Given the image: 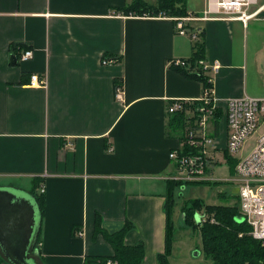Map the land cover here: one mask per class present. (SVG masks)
Wrapping results in <instances>:
<instances>
[{
	"label": "crops",
	"instance_id": "0c3cea01",
	"mask_svg": "<svg viewBox=\"0 0 264 264\" xmlns=\"http://www.w3.org/2000/svg\"><path fill=\"white\" fill-rule=\"evenodd\" d=\"M132 1L0 0V187L30 194L34 179L41 183L38 264L111 257L112 245L96 233L97 217L110 233L132 225L125 241L144 243L142 264H158L165 249V193L175 169L169 155L181 143L168 127V108L200 99L204 86L170 65L193 55V39L170 16L119 10ZM207 1L187 0L189 13L202 14ZM256 7L258 17L247 25L191 22L203 30L206 63L219 62L210 75L222 108L229 98L262 97L246 84L264 35V0ZM13 43L31 48L33 58L20 61ZM33 73L45 74L47 85L30 86Z\"/></svg>",
	"mask_w": 264,
	"mask_h": 264
},
{
	"label": "built area",
	"instance_id": "2783aa9c",
	"mask_svg": "<svg viewBox=\"0 0 264 264\" xmlns=\"http://www.w3.org/2000/svg\"><path fill=\"white\" fill-rule=\"evenodd\" d=\"M257 3L258 0H208L202 14L189 13L186 16L170 18L175 21L180 34L189 35L195 42L200 38V29L191 26V22L212 18L239 19L247 25L250 20L258 17L261 7L254 8ZM189 26L192 28L189 29ZM33 55V50L27 48L22 49L18 58L20 61H27L33 58ZM116 61L117 59H105L103 63L107 65ZM199 64L208 73L210 82H213L210 72H217L219 62L207 64L205 60H200ZM170 65L189 67L185 59H173ZM29 84L32 87H44L47 85V76L33 73ZM122 92L123 85H117V99H122ZM197 100L200 104H197L196 111H188L194 119L187 125L180 145L170 152V160L177 173L171 174L168 179L180 181V187L203 181L226 180L235 183L239 190L240 217L250 226V234L264 245V97L243 95L229 98L222 108L212 86L205 88L202 97ZM195 101L175 100L168 111L176 112L183 109L185 102ZM219 108L223 110L222 119L217 123ZM223 122L226 124L224 138L221 132ZM248 142L253 145L250 152L245 154ZM230 159L236 160L232 177H214L212 173L215 167L228 165L230 172ZM78 234L82 235V232ZM106 264L118 262L109 258Z\"/></svg>",
	"mask_w": 264,
	"mask_h": 264
},
{
	"label": "trees",
	"instance_id": "16d2710c",
	"mask_svg": "<svg viewBox=\"0 0 264 264\" xmlns=\"http://www.w3.org/2000/svg\"><path fill=\"white\" fill-rule=\"evenodd\" d=\"M119 10L125 14H151L155 16L165 14L170 17H182L189 14L187 0H157L155 4H149L146 0H133L129 5ZM198 29H200L198 30L200 38L194 42V53L190 58L185 59L189 63V67H172L189 78L201 81L205 89L212 87L213 82H210L208 73L199 64L200 60H205V44L202 40L203 30L201 28ZM23 48L27 49L28 47L18 43L11 44V50L14 54L19 55ZM197 104H200V101L196 100L194 103L185 102L183 109L173 113L169 112L168 127L176 133H179L181 139L184 138L187 125L194 119L193 115L188 111H196ZM217 111H219L217 113V123H219L222 119L223 110L219 108ZM229 161L231 163L230 173L233 174L236 160L230 159ZM38 181L34 179L30 194L35 198L41 217H43L45 214V196L43 192H38L37 190L39 184H41ZM216 182L203 181L189 184L201 185ZM181 185L182 183L180 181H167L164 204L167 219L165 249L157 256L158 264H172L171 256L176 241L173 214L177 203L176 189ZM227 195V191L220 194L223 198ZM202 208L205 209V212L209 216L205 221L202 217V224L200 225L196 219V214L198 213V209ZM183 213L186 225L193 226L200 232L202 250L208 257L212 258L214 264L264 263V245L250 234L251 228L246 221L238 220L240 216L238 195L236 204H204L203 200L195 198L184 205ZM130 228H132V225L125 224L115 232H106L102 228V219L97 217L96 233L104 234L105 238L112 245L114 254L111 257H92L93 259L87 257V264H91V261L96 264H103L106 263L108 258L117 260L118 264H142L146 256L144 243L140 242L131 245L125 241L126 234ZM38 239L40 240V235ZM3 260L1 258L0 264L3 263Z\"/></svg>",
	"mask_w": 264,
	"mask_h": 264
},
{
	"label": "rangeland",
	"instance_id": "374dc122",
	"mask_svg": "<svg viewBox=\"0 0 264 264\" xmlns=\"http://www.w3.org/2000/svg\"><path fill=\"white\" fill-rule=\"evenodd\" d=\"M252 23V22H251ZM254 35L248 34V44H251V39ZM258 41H262V44L258 46V66L256 63L250 64L249 58V68L247 74V88L249 93L258 94L264 97V35L259 36ZM224 134L226 133V124L223 122L222 130ZM253 143L248 142L245 154L250 152V147ZM176 169H174V174H176ZM214 177L218 178H230L232 174L228 170V165L220 166L219 168H214ZM219 182L213 184H201V185H186V187H178L176 189V199L177 203L174 210V221H175V237L176 241L174 243V250L171 256L172 264H214L211 257H208L202 250V240L198 229L190 225H186L184 220V205L189 203L195 198H200L203 200L204 204H236L238 187L233 182H228L226 180H218ZM21 184L28 188L29 182L26 180L22 181ZM227 191L228 195L226 197H221L222 192ZM202 215L204 221L208 218L209 214L205 212V209H198V213ZM34 256V255H33ZM36 257V256H35ZM3 260L2 264H12L9 262L0 247V260ZM38 260V256H37Z\"/></svg>",
	"mask_w": 264,
	"mask_h": 264
},
{
	"label": "water",
	"instance_id": "95a60500",
	"mask_svg": "<svg viewBox=\"0 0 264 264\" xmlns=\"http://www.w3.org/2000/svg\"><path fill=\"white\" fill-rule=\"evenodd\" d=\"M17 56L11 57L16 64ZM198 224L202 215L196 214ZM41 213L35 198L16 187H0V247L12 264H38L32 255L41 229ZM238 220L243 221L239 216Z\"/></svg>",
	"mask_w": 264,
	"mask_h": 264
},
{
	"label": "flooded vegetation",
	"instance_id": "af4514ba",
	"mask_svg": "<svg viewBox=\"0 0 264 264\" xmlns=\"http://www.w3.org/2000/svg\"><path fill=\"white\" fill-rule=\"evenodd\" d=\"M7 187H9V186H7ZM11 188V187H10ZM39 238V235H38V237H37V241H36V243H35V249H38V251H39V248H40V240L38 239ZM40 252V251H39ZM39 254V253H38ZM33 256V255H32ZM38 256V255H34L33 257L36 259V257ZM37 261V260H36Z\"/></svg>",
	"mask_w": 264,
	"mask_h": 264
}]
</instances>
